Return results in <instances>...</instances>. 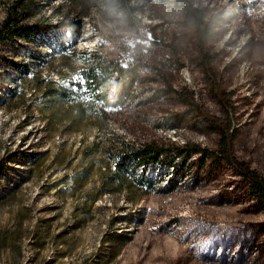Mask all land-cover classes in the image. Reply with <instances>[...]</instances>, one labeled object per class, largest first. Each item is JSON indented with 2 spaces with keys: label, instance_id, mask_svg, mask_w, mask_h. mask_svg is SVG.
Here are the masks:
<instances>
[{
  "label": "rangeland",
  "instance_id": "rangeland-1",
  "mask_svg": "<svg viewBox=\"0 0 264 264\" xmlns=\"http://www.w3.org/2000/svg\"><path fill=\"white\" fill-rule=\"evenodd\" d=\"M187 1L213 28L235 155L264 176V0ZM18 2L20 24L48 28L0 42V264H264V207L230 166L198 168L197 153L181 167L116 165L145 143L216 147L200 118L224 110L183 0H0V26ZM94 50L141 58L130 96L112 76L107 103L84 86Z\"/></svg>",
  "mask_w": 264,
  "mask_h": 264
},
{
  "label": "trees",
  "instance_id": "trees-1",
  "mask_svg": "<svg viewBox=\"0 0 264 264\" xmlns=\"http://www.w3.org/2000/svg\"><path fill=\"white\" fill-rule=\"evenodd\" d=\"M17 6L12 12H9L0 26V42L18 38L22 41L29 42L32 38L43 37L44 32L48 26L20 24V19L17 16ZM185 12L192 15L195 19V32L197 35V49L200 53L198 64L205 74V79L208 83H214L216 92L213 90V96L219 100L223 110L224 116H209L208 118H200L201 122H208L206 126L207 131L215 132L218 135L216 147L208 149L201 147L198 144H185L182 146L172 145L164 146L154 143H145L141 147L131 148L126 153L119 154L116 165L120 163H131L146 169L165 162L171 166H177L180 159V167L186 165L192 154L197 153V167L210 160V164H216L218 167L221 164L230 166L236 174H238L246 187L249 196L257 203L264 207V176L257 170L251 168L248 164L241 162L235 155L234 142L237 136V129L234 123L229 119L230 110L233 109L231 101L224 100L223 95L218 92L219 84L214 80L212 61L213 55L210 54L208 48V41L213 35V28L210 22H205L202 13L199 10L185 6ZM79 31V26L78 30ZM99 59L94 60V63L86 67L82 71L84 86L89 89L94 98L98 101L107 103L110 101L112 95V87L109 84V78L113 77L114 91L117 98H126L130 96L133 85L138 80V77L144 70L143 62L140 57L126 61L125 63L114 61L112 59H101L97 50L93 52ZM164 82L166 79H163ZM79 82V81H78ZM45 95L52 96L55 94L65 93L63 88H46ZM171 91L175 92L171 89ZM71 92V91H70ZM181 102L196 111V114L201 115L199 105L194 101L190 94L178 92ZM190 96V97H189ZM229 102V103H227ZM201 164V165H199ZM198 250V248H197ZM226 249H221L218 253L219 258L226 256Z\"/></svg>",
  "mask_w": 264,
  "mask_h": 264
},
{
  "label": "bare ground",
  "instance_id": "bare-ground-1",
  "mask_svg": "<svg viewBox=\"0 0 264 264\" xmlns=\"http://www.w3.org/2000/svg\"><path fill=\"white\" fill-rule=\"evenodd\" d=\"M190 3H192V1H187V0H183V6L182 7H185V6H187V5H190ZM187 4V5H186ZM180 6V5H179ZM192 6H193V4H192ZM196 6V5H195ZM194 7V6H193ZM197 7V6H196ZM195 7V8H196Z\"/></svg>",
  "mask_w": 264,
  "mask_h": 264
}]
</instances>
